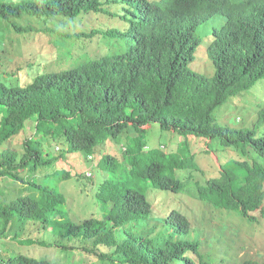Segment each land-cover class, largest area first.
Returning a JSON list of instances; mask_svg holds the SVG:
<instances>
[{
    "label": "trees",
    "instance_id": "trees-1",
    "mask_svg": "<svg viewBox=\"0 0 264 264\" xmlns=\"http://www.w3.org/2000/svg\"><path fill=\"white\" fill-rule=\"evenodd\" d=\"M86 15L96 22L89 31L43 32L75 42L102 38L111 52L52 72L38 53L22 68L23 81L0 82V146L23 140L22 151L0 152V177L26 183L20 172L36 173L55 160L43 149L51 143L62 154L91 160L98 148L124 136L122 159L107 155L97 165L105 175L95 194L98 217L72 219L63 193L34 183L28 184L38 197L0 200V236L32 222L42 232L39 244L60 253L48 261L0 250V263L88 264L86 257H97L109 264H206L201 229L177 209L161 215L149 190L177 195L188 188L201 204L248 223L257 222L256 213L264 216V97L247 127L218 125L215 116L231 98L264 91V0H0V22L18 34L33 30L17 23L25 16L75 21ZM202 47L212 75L193 69ZM3 52L0 73L16 76L7 73L11 62ZM152 125L181 136L183 144L175 152L146 150L144 134ZM189 137L205 141L203 153L216 154L210 146L218 152L217 176L203 184L190 176L191 188L179 173L203 170ZM31 138L37 148L27 145Z\"/></svg>",
    "mask_w": 264,
    "mask_h": 264
},
{
    "label": "rangeland",
    "instance_id": "rangeland-1",
    "mask_svg": "<svg viewBox=\"0 0 264 264\" xmlns=\"http://www.w3.org/2000/svg\"><path fill=\"white\" fill-rule=\"evenodd\" d=\"M100 19V18H99ZM104 21L103 19H100ZM22 27H32L31 32L18 34L5 22H0V48L4 52L7 62H11L7 70L16 73V76H9L0 73V82L15 85L24 80V69L26 62H34L38 53L40 59L47 62L44 66L47 71H59L75 65L77 62L98 58L106 51L111 52L112 47L107 40L93 37L90 40L83 39L75 42L74 39H60L53 32H43L45 28L59 30L66 35H72L79 31H89L96 26V22L91 15L83 16L81 20H50L31 17H23L17 20ZM205 40V39H204ZM193 69L206 76L214 73V67L208 60L205 48H200L197 53V60L193 64ZM262 89V86L259 85ZM259 94L260 96H257ZM264 97V91L258 93L257 90L243 92L231 98L224 106L215 111L218 125L225 124L235 128L247 127L254 121L255 104L261 102L259 98ZM259 99V100H258ZM144 138L147 141L146 150L159 148L164 152H175L184 139L174 132L163 131L157 125L146 127ZM4 135L6 132L3 130ZM139 142L138 136L131 135ZM126 137L121 136L119 140L107 142L106 145L98 148L91 160H86L80 153H60L57 146L51 143L49 148L43 147L44 151L55 158L48 166L39 167L36 173L27 170L20 172L26 183H20L11 178H3L0 190L4 192L2 202L9 203L12 200L29 196L36 198L39 192L28 183L49 186L53 191L63 193L68 202L65 207L70 212V216L75 220H84L90 216H99V207L96 204L95 194L105 175H101L97 169L98 163L111 155L117 159H122V153ZM25 140V137H24ZM200 140V141H199ZM188 138L190 150L193 151L194 162L198 168L203 170L184 171L179 173L182 181L187 187L194 186V181L204 183L206 179L217 176L218 152L210 146V150L216 154L203 153L206 150L205 141ZM22 139L12 138L5 141L0 146V152L6 148H14L22 151ZM30 148L39 146L36 140L26 141ZM47 154V153H46ZM45 154V155H46ZM216 155V156H215ZM50 157H46L48 159ZM222 160V157H218ZM189 160V159H188ZM220 160V161H221ZM192 167V162L189 163ZM86 171H91V177H85ZM100 174V175H99ZM70 176L68 179H61L60 176ZM194 179V181L190 178ZM187 178V179H186ZM149 199L160 211L161 215L171 209H177L189 220L192 227H199L202 231V247L206 264H239L245 259L264 261V216L256 213L257 222L248 223L235 213L223 210H215L192 197L188 188L181 194L170 195L161 191L149 190ZM149 193V192H148ZM98 207V208H97ZM114 217V212L112 213ZM42 234L41 229L32 222L24 225H15L9 228L3 236H0V250L14 253H24L36 260L54 261L60 253L58 249L48 248L39 244ZM48 239V238H46ZM32 240V244L26 242ZM111 245V243H110ZM12 255H15L11 253ZM90 258V257H86ZM85 261L88 264H109L97 257Z\"/></svg>",
    "mask_w": 264,
    "mask_h": 264
},
{
    "label": "crops",
    "instance_id": "crops-1",
    "mask_svg": "<svg viewBox=\"0 0 264 264\" xmlns=\"http://www.w3.org/2000/svg\"><path fill=\"white\" fill-rule=\"evenodd\" d=\"M3 178H4V177H0V185H4V184H3V181H2ZM1 198H3V197H0V200H1ZM1 201H2V200H1Z\"/></svg>",
    "mask_w": 264,
    "mask_h": 264
},
{
    "label": "water",
    "instance_id": "water-1",
    "mask_svg": "<svg viewBox=\"0 0 264 264\" xmlns=\"http://www.w3.org/2000/svg\"><path fill=\"white\" fill-rule=\"evenodd\" d=\"M1 264V263H0Z\"/></svg>",
    "mask_w": 264,
    "mask_h": 264
}]
</instances>
